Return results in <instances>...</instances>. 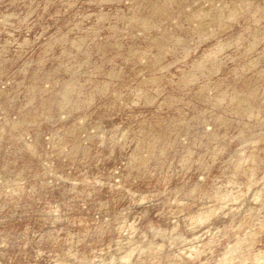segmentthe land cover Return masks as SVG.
Listing matches in <instances>:
<instances>
[{"label":"rangeland","instance_id":"374dc122","mask_svg":"<svg viewBox=\"0 0 264 264\" xmlns=\"http://www.w3.org/2000/svg\"><path fill=\"white\" fill-rule=\"evenodd\" d=\"M142 263L264 264V0H0V264Z\"/></svg>","mask_w":264,"mask_h":264},{"label":"bare ground","instance_id":"6f19581e","mask_svg":"<svg viewBox=\"0 0 264 264\" xmlns=\"http://www.w3.org/2000/svg\"><path fill=\"white\" fill-rule=\"evenodd\" d=\"M152 244H153V243H152ZM158 246H159V245H158ZM156 247H157V246H156ZM161 247H162V246H161ZM157 248H158V247H157ZM151 249H152L153 251L157 250V249H155V246H154V247H151ZM151 249H150V251H151ZM154 249H155V250H154ZM153 251H152V252H153ZM155 252H156V251H155ZM126 257H128V256H126ZM256 258H257V259H262V256L259 255V254H257V255H256ZM127 259H128V258H127ZM130 260H131V259H130ZM259 261L261 262V260H259ZM142 264H143V263H142Z\"/></svg>","mask_w":264,"mask_h":264}]
</instances>
